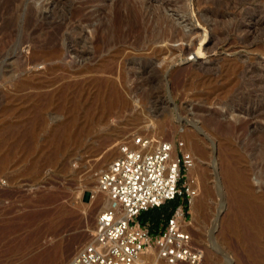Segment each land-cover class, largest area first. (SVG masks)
<instances>
[{"label":"rangeland","instance_id":"obj_1","mask_svg":"<svg viewBox=\"0 0 264 264\" xmlns=\"http://www.w3.org/2000/svg\"><path fill=\"white\" fill-rule=\"evenodd\" d=\"M142 135L193 152L201 264H264L221 159L264 199V0H0V264L61 232L66 264L108 199L98 174Z\"/></svg>","mask_w":264,"mask_h":264},{"label":"built area","instance_id":"obj_2","mask_svg":"<svg viewBox=\"0 0 264 264\" xmlns=\"http://www.w3.org/2000/svg\"><path fill=\"white\" fill-rule=\"evenodd\" d=\"M184 140L152 147L145 135L120 146V153L98 174V187L110 204L97 216L92 239L66 264H201L190 208L199 190L189 170L193 152ZM182 198L157 233L135 219Z\"/></svg>","mask_w":264,"mask_h":264},{"label":"bare ground","instance_id":"obj_3","mask_svg":"<svg viewBox=\"0 0 264 264\" xmlns=\"http://www.w3.org/2000/svg\"><path fill=\"white\" fill-rule=\"evenodd\" d=\"M196 129H199V128H196ZM189 137L194 139L195 135L193 136L192 134ZM197 141L196 143L197 145H199ZM200 147L197 146L198 152L200 153L202 157H205V153L203 149H201ZM187 148L188 150H191V148L189 147ZM109 156L110 154L106 155V158L110 159ZM221 159H222V174L224 177L225 185L227 187L230 186L233 190L232 204L235 209L234 210L235 218L237 217L234 222L235 223L234 226L236 227L238 222H241L242 225H244V229L247 233V234L245 233V235L248 241L251 242L250 246L253 245L254 249H258V247H261L264 245V244L261 245L260 243L262 240H264V199L256 194L257 193L256 189L253 190V187L248 185L249 184L248 183L249 181H247L248 179L246 180V178H244L245 176L243 177V175L238 170H236L225 159L224 156ZM194 172L195 170L192 169L191 174H194ZM195 183L196 181L194 180L193 186L197 188V190H199L198 187L195 186ZM97 193L98 194L103 193L100 191L99 187L97 188ZM103 194L107 196L108 198L105 202L104 208H106L110 204V200L106 193H103ZM195 198L193 199V203H192L194 217L199 212V205L197 203V200L195 201ZM239 217H243V218L240 219ZM62 234L63 232L59 234V236L57 237L58 238L57 241H55L53 244L40 250L34 257V261L37 262L38 264H61L62 263L61 255L69 240V239L68 240L65 239L62 236Z\"/></svg>","mask_w":264,"mask_h":264},{"label":"crops","instance_id":"obj_4","mask_svg":"<svg viewBox=\"0 0 264 264\" xmlns=\"http://www.w3.org/2000/svg\"><path fill=\"white\" fill-rule=\"evenodd\" d=\"M152 210H157V209H152ZM150 211H151V210H150ZM150 211H147V213L150 212ZM144 213H146V212H144ZM147 213H146V214H147ZM148 217H151V216H148ZM149 222L151 223L150 229H151V232H152V233L155 234V233H157V232L160 231V227L157 225V223L155 222V220L148 219L147 222H146V224H147V223L149 224Z\"/></svg>","mask_w":264,"mask_h":264},{"label":"trees","instance_id":"obj_5","mask_svg":"<svg viewBox=\"0 0 264 264\" xmlns=\"http://www.w3.org/2000/svg\"><path fill=\"white\" fill-rule=\"evenodd\" d=\"M173 201H174V200H173ZM170 202H172V201H170ZM168 203H169V202H168ZM176 206H177V205H176ZM176 206H175V207H176ZM162 207H163V206H162ZM175 207H174V208H175ZM158 209H159V208H158ZM171 214H172V212H171ZM171 214L169 215V217L171 216ZM155 222H156V221H155ZM156 223H157V222H156Z\"/></svg>","mask_w":264,"mask_h":264}]
</instances>
